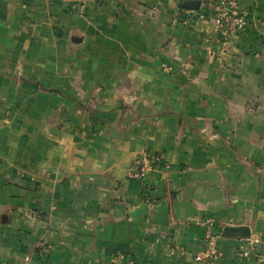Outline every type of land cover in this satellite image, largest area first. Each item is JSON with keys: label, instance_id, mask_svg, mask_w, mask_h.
<instances>
[{"label": "crops", "instance_id": "0c3cea01", "mask_svg": "<svg viewBox=\"0 0 264 264\" xmlns=\"http://www.w3.org/2000/svg\"><path fill=\"white\" fill-rule=\"evenodd\" d=\"M197 1L0 0V264H264V0Z\"/></svg>", "mask_w": 264, "mask_h": 264}, {"label": "built area", "instance_id": "2783aa9c", "mask_svg": "<svg viewBox=\"0 0 264 264\" xmlns=\"http://www.w3.org/2000/svg\"><path fill=\"white\" fill-rule=\"evenodd\" d=\"M199 16L208 14L216 27L224 32L225 39L231 33L243 32L248 26V11L239 5L238 0H200ZM227 40V39H226ZM168 69L166 63L163 64ZM155 160L153 156L144 153L131 168L129 175L132 178H143L152 169ZM218 234L214 232L212 224L205 232V244L203 249L195 255L197 262H210L221 256L217 246ZM264 245V235L250 232L245 237L238 238L237 256L247 258L253 250ZM1 264H24L17 260H10Z\"/></svg>", "mask_w": 264, "mask_h": 264}, {"label": "water", "instance_id": "95a60500", "mask_svg": "<svg viewBox=\"0 0 264 264\" xmlns=\"http://www.w3.org/2000/svg\"><path fill=\"white\" fill-rule=\"evenodd\" d=\"M199 5H200V2L197 1V2L193 3L190 7L193 9H197L199 7ZM225 232L226 233L232 232V235L237 236V237H245V236L250 234V230H248V229H246V230L244 228L243 229H236L235 227H227L225 229Z\"/></svg>", "mask_w": 264, "mask_h": 264}, {"label": "trees", "instance_id": "16d2710c", "mask_svg": "<svg viewBox=\"0 0 264 264\" xmlns=\"http://www.w3.org/2000/svg\"><path fill=\"white\" fill-rule=\"evenodd\" d=\"M199 2H200V1H199ZM197 9H199V7H198Z\"/></svg>", "mask_w": 264, "mask_h": 264}]
</instances>
